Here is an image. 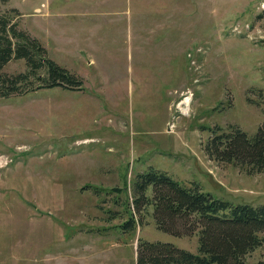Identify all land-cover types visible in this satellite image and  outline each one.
Returning a JSON list of instances; mask_svg holds the SVG:
<instances>
[{
  "label": "rangeland",
  "instance_id": "374dc122",
  "mask_svg": "<svg viewBox=\"0 0 264 264\" xmlns=\"http://www.w3.org/2000/svg\"><path fill=\"white\" fill-rule=\"evenodd\" d=\"M13 8L84 84L0 95V264H137L142 240L196 252L199 237L159 230L153 207L122 227L151 166L264 205V172L204 149L216 126L253 135L264 123V0L0 2ZM26 69L14 59L2 71ZM262 258L264 247L247 262Z\"/></svg>",
  "mask_w": 264,
  "mask_h": 264
},
{
  "label": "trees",
  "instance_id": "16d2710c",
  "mask_svg": "<svg viewBox=\"0 0 264 264\" xmlns=\"http://www.w3.org/2000/svg\"><path fill=\"white\" fill-rule=\"evenodd\" d=\"M13 13L20 16L16 8L0 13V95L53 86L82 89V77L50 58L43 42L20 28ZM14 59H24L27 69L4 73L3 68ZM211 131L204 148L211 158L239 165L249 174L264 172V123L253 135L236 126L227 130L216 126ZM148 207H153L159 230L178 237L198 236L199 246L194 252L171 242L142 240L137 264H248V255L264 247V205L235 204L152 166L137 174L134 210L124 230L142 224L141 213ZM257 264H264V258Z\"/></svg>",
  "mask_w": 264,
  "mask_h": 264
},
{
  "label": "bare ground",
  "instance_id": "6f19581e",
  "mask_svg": "<svg viewBox=\"0 0 264 264\" xmlns=\"http://www.w3.org/2000/svg\"><path fill=\"white\" fill-rule=\"evenodd\" d=\"M190 100L188 99V98H186L185 100H183L182 102H180L181 103V105L182 104H186L187 105V103L189 102ZM183 108V107H182ZM184 112H186L185 111V109H184Z\"/></svg>",
  "mask_w": 264,
  "mask_h": 264
},
{
  "label": "crops",
  "instance_id": "0c3cea01",
  "mask_svg": "<svg viewBox=\"0 0 264 264\" xmlns=\"http://www.w3.org/2000/svg\"><path fill=\"white\" fill-rule=\"evenodd\" d=\"M66 25H69V22H68ZM70 26H71V25H70Z\"/></svg>",
  "mask_w": 264,
  "mask_h": 264
}]
</instances>
